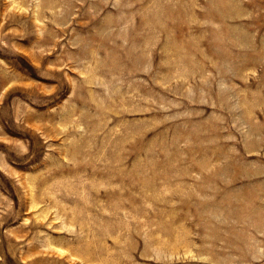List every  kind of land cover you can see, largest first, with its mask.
I'll list each match as a JSON object with an SVG mask.
<instances>
[{
  "label": "rangeland",
  "instance_id": "1",
  "mask_svg": "<svg viewBox=\"0 0 264 264\" xmlns=\"http://www.w3.org/2000/svg\"><path fill=\"white\" fill-rule=\"evenodd\" d=\"M0 264H264V0H0Z\"/></svg>",
  "mask_w": 264,
  "mask_h": 264
},
{
  "label": "bare ground",
  "instance_id": "2",
  "mask_svg": "<svg viewBox=\"0 0 264 264\" xmlns=\"http://www.w3.org/2000/svg\"><path fill=\"white\" fill-rule=\"evenodd\" d=\"M186 57V56H185ZM171 60V59H170ZM180 60V59H179ZM178 61V60H177ZM218 166V165H217Z\"/></svg>",
  "mask_w": 264,
  "mask_h": 264
}]
</instances>
